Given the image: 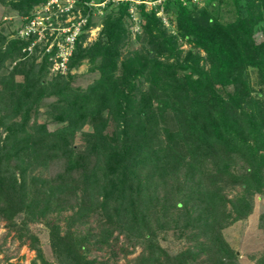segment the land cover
<instances>
[{
	"label": "trees",
	"instance_id": "16d2710c",
	"mask_svg": "<svg viewBox=\"0 0 264 264\" xmlns=\"http://www.w3.org/2000/svg\"><path fill=\"white\" fill-rule=\"evenodd\" d=\"M47 1L0 0L18 19L9 32L0 28V220H44L52 260L29 235L40 264H91L89 246L108 244L113 231L140 246L123 264H239L222 228L251 214L253 196L264 199V0H231V19L191 0L149 9L143 0H74L59 10L65 18L78 8L73 20L83 19L63 72L49 70L54 19L38 25L39 37L17 32L56 9L43 10ZM94 2L103 4L100 26L85 42ZM170 4L173 30L156 14ZM83 60L95 75L72 84ZM248 67L263 86L256 96ZM240 157L248 163L234 173ZM66 210L62 231L51 214ZM256 217L264 229V207ZM168 230L181 241L175 250L158 239ZM254 264H264V251Z\"/></svg>",
	"mask_w": 264,
	"mask_h": 264
},
{
	"label": "rangeland",
	"instance_id": "374dc122",
	"mask_svg": "<svg viewBox=\"0 0 264 264\" xmlns=\"http://www.w3.org/2000/svg\"><path fill=\"white\" fill-rule=\"evenodd\" d=\"M73 1L74 0H56L58 4V6L56 7L57 10L55 9L47 13H45V11H42V16H40L41 21L44 20L51 22L52 18L55 21V25H57L54 26L51 22L50 31H53L54 29L56 33L46 44V49H48L54 42L58 46L56 53L51 58V65L49 66L50 71L54 70L53 68L56 69V66L58 65L57 62L59 59L57 60L56 57H59V55L65 56V54H61V49L59 50V47H61V45L63 44L59 43L63 41H59V38L62 37V35H60V33H63L62 29H66V27L70 25V22L74 21L73 19L76 17V15L80 14V10L77 8V12L69 13L65 16V18H63L60 17L61 14L59 12V8L61 10V8L69 6L67 5L69 4V2L71 5ZM138 1L139 0H133L131 3H135ZM143 1L145 2L147 9L152 7L154 4L159 3V0ZM191 1H193L199 6L207 3L208 8H213V10H215L218 14H221L224 19H231L235 16V8L231 0H223V2L219 4H217L215 0H212L214 1V4L211 6L209 5L208 0ZM102 5V2H94L92 6L90 15L91 19L95 20L96 22L87 29L85 42H90L95 38L97 34V31L100 26L99 17L103 12V9L101 7ZM172 5L173 4L169 5V10L166 13L162 11L161 6H158L156 11V14L161 17L163 23L170 30L174 29L172 21L169 20V17L172 16ZM41 8H43V6H41ZM129 9L132 10L133 13V16L130 18L131 22L127 20L130 23L129 29H131L130 36L132 37L134 32L138 29V22L137 13L135 11L134 5L131 4ZM17 20L18 19L16 13L11 10L7 4H0V28L3 32H9L11 29H13V27L18 24ZM66 21L70 22L66 25L63 24ZM43 23L44 22H42L41 25H43ZM253 34L256 41L262 38V34L259 30H256ZM130 47L131 45H128L125 46L124 49ZM188 47H190L189 43L182 42V49H186ZM63 49L65 51V48ZM203 64L205 65V62H203ZM65 68L66 65L64 69ZM64 69L57 70L63 72ZM71 72H75L71 83L80 84L82 86L85 85L88 81H90L91 78L95 75V72H91L88 70V63L86 62V60H83L77 68L71 69ZM248 76L249 80L251 81L252 94L256 96L258 91L257 89L260 87L259 85L261 84L256 82L257 76L254 68L248 67ZM261 87L263 86L261 85ZM260 96L264 99V89L261 91ZM41 118L42 117L39 116L38 120H41ZM74 143H80V137L78 133L74 137ZM247 163V160L240 157L238 160H236V162L232 163L229 168H231L234 173H239L242 171L243 166ZM262 170L264 171V166L262 167ZM238 190L239 185L237 184L232 185L231 187H225L223 189L226 194V197L228 198L231 197ZM253 197L254 209L252 210L251 214H249L244 219L234 220L222 228V236L236 252L239 264H254V259L261 255L264 251V229L258 226V221L256 217L259 209H262V207H264V199L261 195L259 197ZM224 203L226 207L229 206L228 201H225ZM68 212L69 211L66 210L61 211L57 214H51L52 221L56 224H59L62 231L64 229L63 218ZM22 217L23 214L19 213L14 216L12 222H8L4 219L0 220V264H40V258L37 257L35 248H33L34 246L31 244L32 239L29 236L30 233H32L36 237L35 245L37 244L41 248L43 257H45L47 260H52L53 252L49 244L48 228L44 224V220L28 221L26 222V225H22L21 223H19ZM92 224H94L93 221L80 225H73V230L84 232L85 230H87L88 226ZM24 227H26L27 231ZM158 239L160 243L165 246L168 250H175L181 245V241H179L178 238H176L170 230L163 233H159ZM123 248L130 250L127 253L123 250ZM139 250L140 246L138 244L134 245L132 240L128 241L122 233H117L116 231H113V234L110 237L108 244L100 245L98 243L93 246L90 245L88 250L86 251V256L88 258H94V261L91 264H123L125 261L134 257L139 252Z\"/></svg>",
	"mask_w": 264,
	"mask_h": 264
},
{
	"label": "built area",
	"instance_id": "2783aa9c",
	"mask_svg": "<svg viewBox=\"0 0 264 264\" xmlns=\"http://www.w3.org/2000/svg\"><path fill=\"white\" fill-rule=\"evenodd\" d=\"M71 2V1H70ZM70 2H69V4H67V5H69L70 6ZM49 3H54V4H56V6H58V4H57V2H56V0H48L44 5H43V10H45V9H47L48 8V5H49ZM69 6H67V7H64V8H61V10H67V8L69 7ZM59 10H60V8H59ZM39 17L40 16H36V18L34 19H31L30 20V22L27 24V25H25L24 27H21V28H19L18 29V33L21 35V34H26V33H28V32H30V31H34V30H36V32H37V34H38V37L39 36H41V34H42V27L41 26H38L42 21H41V17H40V19H39ZM36 20V21H35ZM83 21V19H80V21H71L70 22V25L69 26H67L66 27V29H62V31L64 32V34H63V41L62 42H59V43H63L62 45H61V47H59V50L61 49V51H62V53L61 54H65V56L64 55H59V60H58V62H57V66H56V69L55 68H53L54 70H57V69H60V70H63L64 69V67H65V61H66V57H67V55L69 54V52H70V49H71V47H72V41H73V38H74V36H75V34L77 33V31H78V26H79V24L81 23ZM36 24V25H35ZM37 26H38V28H37ZM59 43H57V44H59ZM60 46V45H59ZM57 48H58V46H57ZM63 48H65V51H64V49ZM63 49V50H62Z\"/></svg>",
	"mask_w": 264,
	"mask_h": 264
}]
</instances>
